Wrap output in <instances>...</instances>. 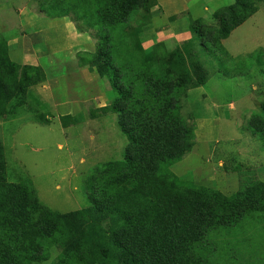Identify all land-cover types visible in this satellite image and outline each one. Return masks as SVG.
Masks as SVG:
<instances>
[{"label": "rangeland", "instance_id": "obj_1", "mask_svg": "<svg viewBox=\"0 0 264 264\" xmlns=\"http://www.w3.org/2000/svg\"><path fill=\"white\" fill-rule=\"evenodd\" d=\"M53 1L0 0V45L6 43L11 61L39 66L45 75L24 88V104L0 116V144L7 180H29L42 207L59 219L91 205L95 176L123 161L128 138L119 114L107 109L115 99L110 78L90 64L99 47L94 30L81 21L79 28L73 16L54 14L59 2ZM216 2L143 0L116 30L114 42V55L131 64L154 66V46L161 42L166 50L179 49L192 72L193 64L201 66L203 83L177 96L192 146L168 170L179 189L202 197L237 194L249 178L264 183V138L249 125L254 116L264 120V1L212 50L202 37L219 28L216 14L239 9L238 0ZM77 114L82 122L62 126L63 115ZM255 194L254 189L247 197ZM56 234L35 264H97L87 253L74 260L77 248L65 250ZM229 242L237 259L230 260L220 245L215 264H264L259 224L229 236Z\"/></svg>", "mask_w": 264, "mask_h": 264}, {"label": "trees", "instance_id": "obj_2", "mask_svg": "<svg viewBox=\"0 0 264 264\" xmlns=\"http://www.w3.org/2000/svg\"><path fill=\"white\" fill-rule=\"evenodd\" d=\"M262 1L238 0V11L216 14L219 28L207 30L202 37L207 47L217 49ZM53 2H59L54 14L73 16L79 28L81 21L94 30L99 47L90 64L112 82L115 99L107 109L119 114L128 144L120 164L95 176L91 205L59 219L42 207L29 180H7L0 144V264H35L48 253L56 233L61 234L65 250L77 248L76 261L87 253L97 264H215L220 245L227 247L230 260L237 259L230 252L229 236L256 224L264 234V193H260L264 183L249 178L237 194L202 197L179 189L178 180L168 170L192 146L177 96L203 83L201 66L193 64L192 72L179 49L166 50L161 42L154 46V52L159 51L154 66L131 64L114 55L116 30L143 0ZM0 48V116H5L26 102L24 88L42 82L45 75L39 66L11 61L6 43ZM138 49L145 59L142 48ZM60 121L68 127L82 122L83 116L63 115ZM249 125L264 138L262 117H252ZM254 189L257 194L247 197Z\"/></svg>", "mask_w": 264, "mask_h": 264}, {"label": "crops", "instance_id": "obj_3", "mask_svg": "<svg viewBox=\"0 0 264 264\" xmlns=\"http://www.w3.org/2000/svg\"><path fill=\"white\" fill-rule=\"evenodd\" d=\"M207 1H208V3H211L212 1H214L215 4H218V3L216 2L217 0H207ZM205 7H206V6H205ZM205 7H204V9L207 10L208 8H207V7L205 8Z\"/></svg>", "mask_w": 264, "mask_h": 264}]
</instances>
